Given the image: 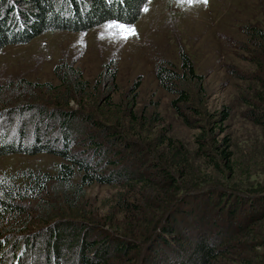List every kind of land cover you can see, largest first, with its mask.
Masks as SVG:
<instances>
[{
	"label": "trees",
	"instance_id": "16d2710c",
	"mask_svg": "<svg viewBox=\"0 0 264 264\" xmlns=\"http://www.w3.org/2000/svg\"><path fill=\"white\" fill-rule=\"evenodd\" d=\"M147 2L0 0V52L45 32L132 25ZM245 36L251 71L240 100L264 139V28L249 26ZM180 64V71L158 66L156 78L184 125L198 131L193 153L156 112H139L136 96L130 107L112 100L113 72L93 86L64 74L58 87L46 86L43 104L19 97L4 110L0 102L21 121L14 144L1 135L0 157L48 154L65 162L55 177L0 182V264H264V175L238 174L230 139L219 138L228 109L208 112L203 77L187 55ZM30 125L33 142L25 145ZM94 184L115 190L110 216L85 211ZM34 203L38 222L25 224Z\"/></svg>",
	"mask_w": 264,
	"mask_h": 264
},
{
	"label": "rangeland",
	"instance_id": "374dc122",
	"mask_svg": "<svg viewBox=\"0 0 264 264\" xmlns=\"http://www.w3.org/2000/svg\"><path fill=\"white\" fill-rule=\"evenodd\" d=\"M249 26L264 28V0H148L132 25L107 22L83 32L50 31L28 43L5 47L0 52V102L4 110L18 106L19 97L43 104L50 99L46 86L58 87L64 74L73 72L93 86L100 75L113 72L115 81L109 87L117 92L112 100L130 107L136 96V109L156 112L168 134L193 153L198 131L184 125L171 107L174 97L156 78V68L163 64L180 71V58L187 55L195 74L203 77L208 112L229 111L219 138L230 139L238 174L255 179L264 175V139L240 100L243 77L251 71L243 50ZM17 114L8 116L0 110V137L6 144L17 140L21 123ZM32 131L28 126L25 145L32 144ZM64 163L48 154L2 156L0 182L20 185L44 175L55 177ZM114 193L111 187L91 185L85 211L110 216ZM28 214L33 216L25 218V224L38 222L35 203L29 205Z\"/></svg>",
	"mask_w": 264,
	"mask_h": 264
},
{
	"label": "snow or ice",
	"instance_id": "6c2138e0",
	"mask_svg": "<svg viewBox=\"0 0 264 264\" xmlns=\"http://www.w3.org/2000/svg\"><path fill=\"white\" fill-rule=\"evenodd\" d=\"M204 2L206 3L207 0H204ZM129 31H131L133 35L135 34V31L134 30H129Z\"/></svg>",
	"mask_w": 264,
	"mask_h": 264
}]
</instances>
